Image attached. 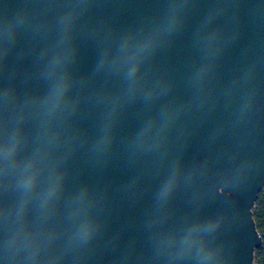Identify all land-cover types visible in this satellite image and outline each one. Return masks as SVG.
Masks as SVG:
<instances>
[{
  "label": "water",
  "instance_id": "water-1",
  "mask_svg": "<svg viewBox=\"0 0 264 264\" xmlns=\"http://www.w3.org/2000/svg\"><path fill=\"white\" fill-rule=\"evenodd\" d=\"M69 13V43L75 57L69 66L74 83L68 99L78 101V107L67 118L49 121L48 130L62 140L75 137L65 165L68 188L87 186L97 200L94 215L101 230L81 250L79 264H164L163 258L154 256L156 242L145 220L156 173L169 160H175L182 173H193L191 182L177 191L174 215L195 211L202 218L226 221L237 210L245 218L229 234L227 223L219 232L201 228L203 244L215 241L219 247L232 249L214 264H257L255 252L262 238L253 208L264 187V0H0V130L19 128L25 141L21 157L38 146L44 120L40 101L49 87L44 67L63 31L61 17ZM173 18L175 28L162 34L145 83L150 85L154 75L164 77L174 85L171 98L187 103L193 90L185 75L199 61L196 39L211 18L209 30L235 39L218 58L207 87L209 104L200 110L189 108L179 116L168 133L167 159L161 160L155 153L133 155L126 141L169 98L158 100L151 111L137 99L122 109L111 151L101 158L94 156L90 148L99 133L106 100L123 87L121 75L95 72L100 58L114 56L124 37L154 34ZM249 68L252 78L241 83V74ZM249 89L255 90L252 110L234 123ZM218 128L222 134L212 140ZM245 162L253 167L242 174L240 183L233 189L223 188L220 182L230 179ZM213 182L216 187L210 190ZM15 183L11 168L0 170V211L19 199ZM230 201L235 209H230ZM13 220L8 226L0 221V242L10 235ZM63 231L67 226L54 221L38 235L35 212L30 210L26 223L14 229L11 252L19 264H32L25 257L34 246L44 249L45 259H54L64 251L65 241L54 240L52 235ZM184 264L196 261L189 258Z\"/></svg>",
  "mask_w": 264,
  "mask_h": 264
},
{
  "label": "snow or ice",
  "instance_id": "snow-or-ice-1",
  "mask_svg": "<svg viewBox=\"0 0 264 264\" xmlns=\"http://www.w3.org/2000/svg\"><path fill=\"white\" fill-rule=\"evenodd\" d=\"M202 27L197 36L196 45L200 50L199 61L186 73L185 80L192 88L193 94L187 103L178 102L171 98L173 93L172 81L154 75L150 85H146L149 61L161 47L162 34L170 33L175 28V18L160 31L141 37H124L119 41L116 54L103 55L96 65L95 72L108 70L122 76L123 87L120 92L106 100L107 108L100 123L99 133L91 144L90 151L101 158L112 149L114 130L119 123L122 109L137 99H141L148 111L160 99L169 98L159 107L158 112L146 116L133 135L126 141L128 150L137 153H155L161 160L167 159L166 143L168 133L179 116L189 108L203 109L209 104L207 87L216 70L217 61L223 49L233 39L234 35L222 34L209 30L207 24ZM72 23L71 13L61 17L62 33L56 41L55 49L48 56L43 75L49 81L46 94L40 101V111L44 120L38 137V146L27 155L21 157L24 147V137L19 128L12 127L6 133L0 130V165L2 171L11 168L16 177L15 188L19 199L11 208L0 211V221L5 226L13 219L11 233L0 242V264H19L12 254L14 229L26 223L30 210L35 212V221L39 227L38 235H43L54 221L67 226V231L56 232L54 240H63L64 251L54 259H45L44 249L39 246L27 250L26 260L32 264H79L83 258L81 250L92 241L101 230L94 210L97 200L87 186L76 185L71 189L67 185L66 163L71 156V142L75 137L62 140L60 135L48 130V122L67 118L76 111L78 101L69 100L68 94L73 87V79L69 66L73 63L75 50L69 43L68 29ZM253 75L249 68L240 76L241 83H247ZM228 95V92L224 93ZM255 90L249 89L247 96L240 105L234 123H238L253 107ZM222 134V129H216L211 139ZM253 165L249 162L234 169L228 180L221 181L225 189L235 188L241 181L242 174L249 171ZM193 173H182L175 160H169L166 167L156 173L152 191L150 212L145 220L146 228L153 233L156 245L154 256L163 258L164 264H184L187 259L196 264H214L232 249L219 247L215 241L203 244L200 230L208 229L219 232L222 224L229 225V231L246 221L237 210L225 221L223 217L202 218L195 211L183 215H174L172 207L177 191L182 184L191 182ZM216 187L211 183L210 190ZM230 209H235L234 202H229ZM251 205H249L250 207ZM248 223L251 221L248 220ZM81 253V254H77ZM76 254V255H74ZM71 256V260L68 258Z\"/></svg>",
  "mask_w": 264,
  "mask_h": 264
},
{
  "label": "trees",
  "instance_id": "trees-1",
  "mask_svg": "<svg viewBox=\"0 0 264 264\" xmlns=\"http://www.w3.org/2000/svg\"><path fill=\"white\" fill-rule=\"evenodd\" d=\"M253 216L256 228L262 238V246L255 252L257 264H264V187L258 195V199L253 208Z\"/></svg>",
  "mask_w": 264,
  "mask_h": 264
}]
</instances>
